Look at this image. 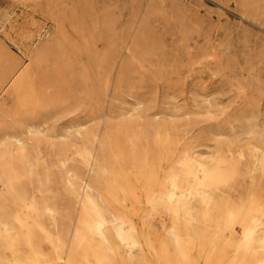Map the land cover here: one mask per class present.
I'll use <instances>...</instances> for the list:
<instances>
[{
    "label": "bare ground",
    "instance_id": "1",
    "mask_svg": "<svg viewBox=\"0 0 264 264\" xmlns=\"http://www.w3.org/2000/svg\"><path fill=\"white\" fill-rule=\"evenodd\" d=\"M112 5L0 0V264H264V128L194 118L205 85L176 109L132 94L131 46L151 61L162 35ZM67 9L75 34L36 57Z\"/></svg>",
    "mask_w": 264,
    "mask_h": 264
},
{
    "label": "rangeland",
    "instance_id": "2",
    "mask_svg": "<svg viewBox=\"0 0 264 264\" xmlns=\"http://www.w3.org/2000/svg\"><path fill=\"white\" fill-rule=\"evenodd\" d=\"M123 5L129 28L138 26L141 17L148 18L144 26L159 32L164 46L151 61L131 46L132 94L144 97V88L158 105L176 109L198 103L205 85L214 111L194 118L207 117L210 128L227 129L240 128L241 120L257 119L264 128V0H253L249 6L244 0H113L114 17L122 15ZM66 14L63 31L45 38L36 57L75 34L73 12L67 9ZM5 101L13 105L14 98L8 94ZM227 137L220 136L225 138L224 155L229 153ZM156 220L162 227L169 219L162 212Z\"/></svg>",
    "mask_w": 264,
    "mask_h": 264
}]
</instances>
